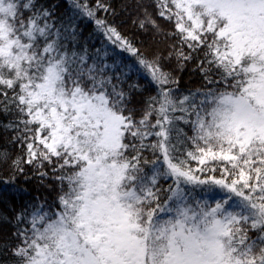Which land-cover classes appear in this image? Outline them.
<instances>
[{
  "label": "snow or ice",
  "instance_id": "obj_1",
  "mask_svg": "<svg viewBox=\"0 0 264 264\" xmlns=\"http://www.w3.org/2000/svg\"><path fill=\"white\" fill-rule=\"evenodd\" d=\"M0 264H264V0H0Z\"/></svg>",
  "mask_w": 264,
  "mask_h": 264
}]
</instances>
